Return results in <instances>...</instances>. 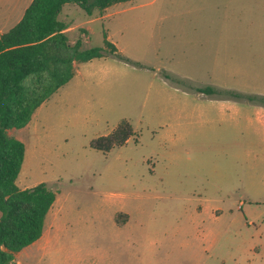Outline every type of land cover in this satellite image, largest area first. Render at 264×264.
Masks as SVG:
<instances>
[{
  "label": "rangeland",
  "instance_id": "374dc122",
  "mask_svg": "<svg viewBox=\"0 0 264 264\" xmlns=\"http://www.w3.org/2000/svg\"><path fill=\"white\" fill-rule=\"evenodd\" d=\"M71 5L70 39L104 54L8 133L25 145L17 186L56 194L12 264H264V104L225 95L264 96V0ZM124 120L125 144L90 146Z\"/></svg>",
  "mask_w": 264,
  "mask_h": 264
},
{
  "label": "trees",
  "instance_id": "16d2710c",
  "mask_svg": "<svg viewBox=\"0 0 264 264\" xmlns=\"http://www.w3.org/2000/svg\"><path fill=\"white\" fill-rule=\"evenodd\" d=\"M128 0H31L21 19L0 33V264H12L14 254L39 239L56 194L45 182L28 188L16 184L24 160V143L8 134L22 128L34 111L74 75V62L102 57L103 46L82 48L81 38L69 42L66 24L58 18L65 3L91 14ZM110 54L128 60L108 40ZM168 77V75H165ZM204 94L224 93L212 86L197 87ZM227 98H246L264 104V96L226 91ZM128 121H121L108 134L90 141L98 151L108 152L135 135ZM118 221V219H117Z\"/></svg>",
  "mask_w": 264,
  "mask_h": 264
},
{
  "label": "crops",
  "instance_id": "0c3cea01",
  "mask_svg": "<svg viewBox=\"0 0 264 264\" xmlns=\"http://www.w3.org/2000/svg\"><path fill=\"white\" fill-rule=\"evenodd\" d=\"M31 2V0H29V2H27L26 0H6V1H2L0 2V33L6 32L8 29H10L12 26H14L22 17L26 7L29 5V3ZM119 3V2H118ZM68 4V3H65ZM64 4V5H65ZM73 4V3H72ZM116 4V3H115ZM76 5V4H75ZM72 7H64L61 8L60 13L58 14V18L63 21L66 24V28L64 29V32L67 34L68 38H69V42L72 44L74 43L77 39L81 38L82 40V36H79L77 39H70L69 37V33L70 31H72L73 29L77 28L79 26H81L80 24H76V25H69L65 20L61 19L59 17V15L62 13L63 16H68L69 13H72V11L76 8L74 5H71ZM77 7H79L78 5H76ZM63 7V6H62ZM109 7V6H108ZM108 7L104 8L101 10V13H105L108 9ZM67 10V13H64V10ZM99 13V14H101ZM87 14V13H86ZM89 16H93V12L91 14H87ZM95 15V13H94ZM86 30V29H85ZM108 38V36H107ZM109 40V39H108ZM110 41V40H109ZM113 43V42H112ZM114 44V43H113ZM115 45V44H114ZM82 46V45H81ZM116 46V45H115ZM117 48V47H116ZM118 50V48H117ZM119 51V50H118ZM120 52V51H119ZM101 57L98 58H93L87 62H74L73 66H74V75L72 76V78L61 88H65L66 86H82L83 82H81V78L80 76L81 74V70H80V66H85L86 64L90 63L91 61H94L95 59H99ZM84 63V64H83ZM61 88H59L58 90H60ZM67 88V87H66ZM70 87H68L69 90ZM57 90V91H58ZM67 90V89H66ZM56 91V92H57ZM55 92V93H56ZM68 92V91H67ZM69 93V92H68ZM49 98L44 101L40 106H38L36 108V110L34 111L30 121L28 122V124H26L24 127H29L32 122L35 120V124L37 117H39V111H41V108L43 106H45V104L48 102ZM85 102L82 99V103ZM22 127V128H24ZM13 129V128H12ZM112 130V129H111ZM8 133H12V130L9 129L7 131ZM109 133V132H108ZM106 133V134H108Z\"/></svg>",
  "mask_w": 264,
  "mask_h": 264
}]
</instances>
